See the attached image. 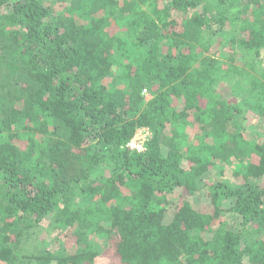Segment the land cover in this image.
Here are the masks:
<instances>
[{"label": "trees", "instance_id": "trees-1", "mask_svg": "<svg viewBox=\"0 0 264 264\" xmlns=\"http://www.w3.org/2000/svg\"><path fill=\"white\" fill-rule=\"evenodd\" d=\"M226 31L263 51L262 0H0V264H94L92 235L109 264H264V70L206 56ZM47 218L74 251L36 245Z\"/></svg>", "mask_w": 264, "mask_h": 264}, {"label": "rangeland", "instance_id": "rangeland-1", "mask_svg": "<svg viewBox=\"0 0 264 264\" xmlns=\"http://www.w3.org/2000/svg\"><path fill=\"white\" fill-rule=\"evenodd\" d=\"M40 1H42L44 4H50L52 2V0H40ZM262 2L264 3V0H262ZM140 8L141 10H146L147 12L150 11L148 8V5L141 6ZM78 19H79V22H84L86 20L83 15H80V16L78 15ZM87 21H88V18H87ZM206 27L207 28L211 27V25L208 24ZM214 30H215V27H213L209 31L212 32ZM226 32L228 33H219L213 37V42H212L210 52H208L206 56L218 59L220 62L223 63L222 67L224 69L229 68V66H237L240 68H244V67H247V65L245 64L248 63L250 64V66L258 67V70H264V50L260 51L259 54H255L257 55V57H255V55H252V57H248V58L246 57L244 61L242 60V58L240 59L238 57V56H241L242 52L237 51V48L235 51V56H232V53H233L232 51L234 50L231 47L230 41L234 37V34L231 31H226ZM113 82L114 80L109 79V78L106 80V84L110 87L113 85ZM117 87H120V85H118ZM144 95H145V101H148L151 99V95L149 94V92L144 93ZM190 120L193 121V117H190ZM248 126H250L249 127L250 131L248 132L247 136L249 139H251V141L258 142L262 140L261 138H264L263 137L264 136V121H259L258 119H254L249 122ZM195 129L199 134L201 133L198 130L199 129L198 125H196ZM193 132L194 131H192V134ZM197 132L196 134H198ZM135 137H136L137 143L139 141H143V139H146L147 141H149L152 137V133L148 128H141L137 131ZM208 141L213 142V140H210V139ZM195 143H197V141H195ZM222 170H223V173H222ZM106 175L107 176L110 175V173H108L107 170H106ZM205 180L209 181L210 183L225 182L227 184H232L235 186H238L244 182L242 175L240 176L236 175L234 172V169L231 166L214 168L211 172L205 175ZM254 182L260 183L261 180H256ZM180 195H181L180 190H176L172 193L164 195L167 198V203H168L167 209H166L167 222H169L173 218L175 212L180 206V201H179ZM201 197L204 200H207L208 191L207 190L202 191ZM221 203L224 204L225 201L220 200L219 204ZM51 220L52 218H47L46 221H44L42 232H41V237H40L41 239L36 243V245L42 243V240H44L43 245L45 244L46 247L51 252L58 253L59 251H62L65 248H67L69 246L68 244H70L68 248L69 250L68 252L74 251L77 248V246H74L71 248L73 244L71 242H66L67 241L65 240L66 231L63 232V231L55 230L51 233V225H49ZM214 228L215 229L223 228L226 230H234V231H240L242 229L239 223V220L235 219L231 215H227L221 222H219L216 226H214ZM211 236L212 235L207 234L206 238L210 239ZM88 237H89L88 238L89 249L93 251L94 253L96 252L97 254L96 258L94 259V264H109V260L105 258L104 256L105 249L107 248L105 241L101 239L100 237H96L94 235L88 236Z\"/></svg>", "mask_w": 264, "mask_h": 264}, {"label": "built area", "instance_id": "built-area-1", "mask_svg": "<svg viewBox=\"0 0 264 264\" xmlns=\"http://www.w3.org/2000/svg\"><path fill=\"white\" fill-rule=\"evenodd\" d=\"M144 93H147L146 90L144 91ZM147 140L146 139H143V141H139L137 143V140H136V137H134L127 145H126V148L128 150H131V151H137L139 153H143L146 151V142Z\"/></svg>", "mask_w": 264, "mask_h": 264}]
</instances>
